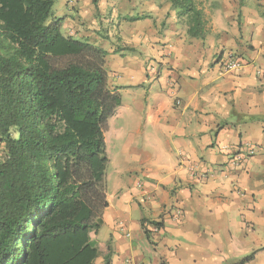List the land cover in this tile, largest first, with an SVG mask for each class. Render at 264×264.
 <instances>
[{
  "label": "crops",
  "instance_id": "obj_1",
  "mask_svg": "<svg viewBox=\"0 0 264 264\" xmlns=\"http://www.w3.org/2000/svg\"><path fill=\"white\" fill-rule=\"evenodd\" d=\"M195 1L200 38L170 0H66L62 32L131 99L94 264H264V0Z\"/></svg>",
  "mask_w": 264,
  "mask_h": 264
},
{
  "label": "trees",
  "instance_id": "obj_2",
  "mask_svg": "<svg viewBox=\"0 0 264 264\" xmlns=\"http://www.w3.org/2000/svg\"><path fill=\"white\" fill-rule=\"evenodd\" d=\"M170 1L190 36L207 33L195 0ZM53 5L0 0V264H94L109 206L105 132L122 95L107 51L47 23Z\"/></svg>",
  "mask_w": 264,
  "mask_h": 264
},
{
  "label": "rangeland",
  "instance_id": "obj_3",
  "mask_svg": "<svg viewBox=\"0 0 264 264\" xmlns=\"http://www.w3.org/2000/svg\"><path fill=\"white\" fill-rule=\"evenodd\" d=\"M70 5L69 2H66V0H54V5L52 7V10L50 12V16L47 20V23L53 22L57 19H62L61 21L65 19V15L63 12L68 11L67 5ZM177 14V10H176ZM178 15V14H177ZM124 89V88H123ZM122 95V105L119 108V111H121L120 117H112L108 121V127L105 132L106 137V152L109 158V162L111 160V165H108L107 168V176L111 180V177L113 176V171L115 169V164L117 162V158L120 155V137H119V127L120 125L125 122L127 123V105L130 102V97L124 92ZM4 154V148L3 144H0V156ZM109 164V163H108Z\"/></svg>",
  "mask_w": 264,
  "mask_h": 264
},
{
  "label": "built area",
  "instance_id": "obj_4",
  "mask_svg": "<svg viewBox=\"0 0 264 264\" xmlns=\"http://www.w3.org/2000/svg\"><path fill=\"white\" fill-rule=\"evenodd\" d=\"M78 0H70L71 3H76ZM223 66L227 69V70H239L241 67H242V61L240 58L236 57L235 55L231 54V55H228L224 60H223ZM139 188H143V184L141 182L138 183L137 185ZM178 215L180 212L177 211L176 212ZM120 227L121 229L124 231L126 237H130L131 236V233L130 231L128 230H125V226L123 224L120 223ZM151 229L153 231H159L160 230V227L159 225H154L152 224L151 226ZM126 263L127 264H131V260L130 259H127L126 260Z\"/></svg>",
  "mask_w": 264,
  "mask_h": 264
}]
</instances>
